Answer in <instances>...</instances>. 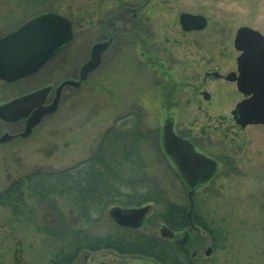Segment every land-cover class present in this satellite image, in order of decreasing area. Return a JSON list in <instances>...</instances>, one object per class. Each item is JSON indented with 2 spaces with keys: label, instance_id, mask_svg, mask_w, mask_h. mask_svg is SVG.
<instances>
[{
  "label": "rangeland",
  "instance_id": "rangeland-1",
  "mask_svg": "<svg viewBox=\"0 0 264 264\" xmlns=\"http://www.w3.org/2000/svg\"><path fill=\"white\" fill-rule=\"evenodd\" d=\"M145 1L0 0V38L48 13L68 19L73 28L70 43L38 73L12 84L0 82V106L31 91L54 90L61 82L76 79L90 46L105 40L111 27L121 34L102 56L98 69L79 88L66 87L56 112L44 117L28 138L0 144V192L16 178L68 169L86 160L110 127L124 133L137 127L143 136L134 159L137 167L131 172L123 168V172L139 182L122 191H136L141 200L155 196L157 214L161 200L188 209L187 192L161 146L162 125L169 117L179 133L186 131L199 150L219 162L215 177L192 196L193 214L210 229L208 233L196 225L197 264H264V127L239 129L234 124L230 111L242 97L233 84L218 87L220 83L209 80L199 89L209 94L208 101L189 88L205 72L235 71L238 54L232 43L238 28L257 31L264 40V0H151L143 7ZM125 6L142 7L136 19L130 12L117 18ZM181 13L205 17L207 27L182 32ZM150 58L160 62L162 69L156 70ZM22 130V122H0V136ZM55 201L56 209H50L28 200L36 220L12 216L0 206V264H50L61 243L50 240L41 225L59 215L65 222L77 219L65 198ZM92 218L93 222L80 220L76 226L95 237L114 231L107 212ZM162 225L157 219L151 231ZM208 247L211 253L205 256ZM80 253L72 264H155L110 250Z\"/></svg>",
  "mask_w": 264,
  "mask_h": 264
},
{
  "label": "water",
  "instance_id": "water-1",
  "mask_svg": "<svg viewBox=\"0 0 264 264\" xmlns=\"http://www.w3.org/2000/svg\"><path fill=\"white\" fill-rule=\"evenodd\" d=\"M118 16V15H117ZM111 18V17H110ZM109 19V18H108ZM206 19L201 15L181 13L178 24L181 31H202L206 27ZM72 39L71 23L57 14H43L35 17L0 38V81L13 83L37 73L44 64L63 49ZM113 38L95 43L91 46L88 60L78 71L76 80H66L54 90V96L49 105H45L50 87L41 88L23 96H19L0 106V121L15 123L25 120L22 132L16 135L4 133L0 137V144L14 139L28 138L33 129L39 125L43 117L56 112L65 87L73 89L86 81L101 63V56L105 53ZM233 49L239 54L236 59V71L229 73L225 80L234 82L236 90L243 96L231 111L234 123L244 129L247 126L264 127V40L260 33L247 27L238 28L233 38ZM214 77L219 76L217 73ZM203 93V99L207 100ZM162 146L164 152L176 167L179 176L192 188L197 183L207 181L216 170V163L200 154H196L189 142L177 137L173 133L171 119H166L162 126ZM192 191L189 192L188 197ZM192 201L190 199L187 218L190 227ZM148 208L109 210L110 219L121 227L136 229L140 226ZM172 232L167 228L161 229L163 237H171ZM187 235L180 240L183 246ZM184 253L185 250H184ZM211 249L207 248L205 256H209Z\"/></svg>",
  "mask_w": 264,
  "mask_h": 264
},
{
  "label": "trees",
  "instance_id": "trees-1",
  "mask_svg": "<svg viewBox=\"0 0 264 264\" xmlns=\"http://www.w3.org/2000/svg\"><path fill=\"white\" fill-rule=\"evenodd\" d=\"M109 31L114 32L112 27ZM142 138L137 127L125 133L110 127L101 135L94 151L86 160L68 169L39 171L11 180L0 192V206L8 209L12 216H24L32 220L35 215L28 200H35L43 208L50 209L57 206L55 198L67 200L71 214H75L77 219L65 222L62 215H59L51 221L45 220L47 224L41 225L43 228L40 230L50 240L61 243L50 264H72L80 252L100 250L144 257L155 264H179L181 260L177 250L153 235L134 232L133 235L125 237L114 230L106 236L95 237L83 233L76 226L80 225V220L85 224L93 222L94 214L98 218L103 216L115 203L122 207L153 203L154 210L156 209L159 203L155 196L141 200V194L136 191H122L123 187L139 182L134 180L135 176H129L126 172L137 167L138 162L134 159H138L137 147ZM123 168H127L126 172H123ZM160 202L163 206L156 214L163 225L175 231L187 229V208L167 200ZM192 221L209 233L208 226L196 214H192ZM145 222L152 224L150 219ZM65 249L69 251L66 252Z\"/></svg>",
  "mask_w": 264,
  "mask_h": 264
},
{
  "label": "flooded vegetation",
  "instance_id": "flooded-vegetation-1",
  "mask_svg": "<svg viewBox=\"0 0 264 264\" xmlns=\"http://www.w3.org/2000/svg\"><path fill=\"white\" fill-rule=\"evenodd\" d=\"M150 1L151 0L145 1V3L142 6L143 7L147 6ZM142 6L135 7V8H132V9L129 8V7H126V6L125 7H122L120 9V13L118 14V18H120L123 13L130 12L131 15H132L131 18L132 19H136L137 12H138V10ZM206 22H207V20H206ZM206 27H207V23H206ZM113 31L115 33V38H117V37H119L121 35V34H119L120 32H118L119 31L118 29H114L113 28ZM104 35L105 36H108V37L110 36L109 33H108V35H106V34H104ZM150 63H151V65H153L155 67L156 70L157 69H159V70L162 69V65L160 64V62H157V60H153L151 62V58H150ZM214 73H217L219 76L214 77L213 76ZM229 73H231V72H229ZM227 74H220L219 72H216V71H213V72H205L204 75H203V77H202V80L198 84L196 82L195 83H192V82L189 83V88L192 89V91L195 94H198V96H200L202 100H204L203 99V93L207 94L206 96H208V98H207V100H204V101H208L209 98H210L209 94L206 91L199 90V89L201 87L202 88L205 87L207 85V82L209 80H211V82H214V83H220V84H217L218 87L225 86V84H233L235 86L234 83L228 82V81L225 80V77H226ZM170 81H171L169 83V85H170V91L172 92V90L174 88V86H173L174 85V82H173L172 79ZM177 86L180 87L178 84L176 85V87ZM52 93H53V91H51L50 95L47 97V100H46V104L47 105L51 102V100L53 98ZM20 122H22V124L24 125L25 120H22ZM173 132L179 138H181V139L189 142V144H191V146L193 147V150H194V152L196 154H200V155L204 156L207 159H210V160L215 161L216 162V165H217V170H218L219 162L216 159V157H214V156H212L210 154H206L203 151L199 150V149H202V148L201 147H198L196 145L195 140H192L190 137H187L185 135V132L186 131H184L183 133H179L176 130V127H175L174 122H173ZM216 173H217V171H216ZM216 173H214V174L216 175ZM176 175H177V172H176ZM213 175L207 181H205L203 183H197L192 188H190L188 186V184H186L183 180L180 179V181H181V184H182L183 189L186 192L192 191V194L190 196V198H191L194 195V193L196 192V190H198L199 188H202L204 185L208 184L215 177V175L214 176ZM177 177H179V176L177 175ZM142 207H145V206L142 205V206L121 207V209H136V208H142ZM154 208L155 207H153L152 205H148V211L144 215L143 220H142V222H141V224H140V226L138 228L132 229V228H128V227H121V226H119V225H117L116 223L113 222V224H114V227H113L114 230L115 231L117 230L118 234L124 235L125 237H127V235H133L134 232L144 233V234H147V235L150 234V235H153V236H155L156 235V232H158V237L157 238L160 239L161 241H163L165 244L171 245L179 253V255H180L179 257H180V260H181L179 264H197L196 261H197L198 256H199V254H198L199 249H198V247H196L195 241H196V239H198L199 231L195 227H190V225L188 223L187 229H183L182 231H175V230H171L170 229L172 231V233H173L170 238L169 237H163L161 235V229L164 227V225L159 226L157 228L156 232H155V230H154V232H152L151 230L154 227V222L157 219H159L158 218V215L156 214V209L154 210ZM147 219L148 220L150 219V221L152 223L151 225L145 224L146 223L145 221ZM192 232H195L196 233L195 235H197V236H194L193 237L192 236ZM185 234L187 235V238H186V241H185L184 245L182 246L181 243H180V240L184 237ZM184 250H185L186 253H184ZM205 252H206V250H205ZM115 253L118 256L121 255V256H124V257H136L135 260H141V261L150 260V259H147V258H144V257H140V256H132V255H127V254H120V253H117V252H115ZM145 259H147V260H145ZM182 259L184 260V262L182 261ZM84 260L86 261V258H84Z\"/></svg>",
  "mask_w": 264,
  "mask_h": 264
}]
</instances>
